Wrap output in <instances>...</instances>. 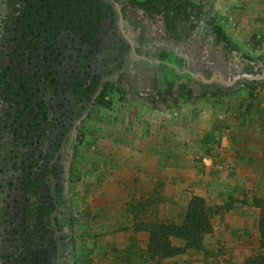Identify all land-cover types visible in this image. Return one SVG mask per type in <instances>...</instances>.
Instances as JSON below:
<instances>
[{"label": "rangeland", "instance_id": "374dc122", "mask_svg": "<svg viewBox=\"0 0 264 264\" xmlns=\"http://www.w3.org/2000/svg\"><path fill=\"white\" fill-rule=\"evenodd\" d=\"M190 1L171 27L111 0L92 44L62 33L28 63L12 43L25 0H0V94L1 68L18 63L37 73L41 103L18 122L0 95V264H28L31 249L44 251L41 264H264V0ZM46 76L66 78L68 91ZM75 84L97 88L86 98ZM106 87L110 107L96 100ZM30 163L47 184L37 199L51 205L54 250L45 236L22 240ZM194 195L210 214L200 241L161 236Z\"/></svg>", "mask_w": 264, "mask_h": 264}, {"label": "trees", "instance_id": "16d2710c", "mask_svg": "<svg viewBox=\"0 0 264 264\" xmlns=\"http://www.w3.org/2000/svg\"><path fill=\"white\" fill-rule=\"evenodd\" d=\"M131 2L148 13L161 14L167 25L174 27L180 19L182 13L186 12L192 6L190 0H131ZM114 9L111 0H25L24 8L19 11L13 20V37L12 43L15 52L24 61L31 63L34 59V53L42 49L46 52H51L52 45L58 40L62 33L74 34L79 36L81 42L85 45L93 43L96 36L103 32L109 21L112 20ZM46 57V56H44ZM30 61V62H29ZM3 75H1V89L5 85L3 94H0L4 101L16 106L17 121L24 120L30 117L36 109L41 107V103H37L34 95L38 91L35 88V81L33 77L37 75L29 74L24 66H18V63L1 68ZM15 77L17 80L11 79ZM45 79L49 82V86L53 87L55 91H68V80L66 78L48 76ZM68 88V89H67ZM95 85H88L87 90L82 91L75 84L72 90L74 93L82 97H90L96 90ZM112 88L104 90L96 98L100 105L110 107L112 100L107 99L108 92ZM85 98V99H86ZM13 135L19 139L21 133V126L16 125L12 121L7 125ZM35 164L30 163L29 169L22 170V178L20 185L24 187V191L29 194L28 197L20 200L22 205V220L21 231L24 234L22 240L28 244L32 238L44 236L53 244L55 249V240L52 237L54 233L51 227V219L48 216V210L51 207L48 201L41 202L37 197L42 195L47 184L44 182L40 173L34 172ZM256 205L260 207L259 216V232L262 242L264 244V196H255ZM204 197L194 195L187 208L186 216L179 225H172L166 228L160 226L163 230V235L169 237L170 233L177 235L179 239L190 241L196 245L200 241L201 232H206V224L210 214L206 212V207L200 202L204 201ZM200 207V208H199ZM157 224L148 225L150 230V237L153 240L154 236L160 235ZM37 235V236H36ZM34 250L28 251V264H41L40 259L44 251ZM50 264V263H49Z\"/></svg>", "mask_w": 264, "mask_h": 264}]
</instances>
